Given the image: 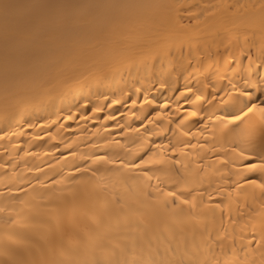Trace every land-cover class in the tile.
<instances>
[{
  "label": "snow or ice",
  "instance_id": "6c2138e0",
  "mask_svg": "<svg viewBox=\"0 0 264 264\" xmlns=\"http://www.w3.org/2000/svg\"><path fill=\"white\" fill-rule=\"evenodd\" d=\"M182 13L198 20L218 15L220 27L207 33L192 34L188 31L191 24L182 23ZM224 35L228 36L230 44L242 43V48L247 47L250 54L246 57L248 64L242 86L229 80V87L236 95L228 93L230 103L221 100L231 110L220 119V132L232 145V158L224 160L221 157L222 166L231 163L235 168V161H241V170L235 173L237 189L249 186L254 198L255 189L259 188L260 197L264 199V0L204 6L178 0H0V87L6 96L32 92L40 96L42 103H54L63 93L50 87L53 82L71 90L91 83L103 84L125 72L129 75L135 73L148 84L147 88L141 84L135 89L137 93L143 92L140 102L143 114L147 106L157 103L149 95L153 84L159 86L158 90L175 92L178 91L175 85L183 76L186 82L180 97L190 107L184 108L177 99L174 108L176 112L184 113L176 127L184 136H189L192 133L183 130L185 122L201 115L197 102L205 99L203 89L213 86L205 83L202 88L193 89L188 85L189 77L200 71L194 67L193 60L202 64L194 53L202 57L208 39L215 40ZM257 36L258 45L254 43ZM253 46L256 47L255 56L251 54ZM185 47L187 56L183 51ZM82 67L88 69L87 74L68 78L67 73ZM206 72L207 69L201 74ZM216 78L226 77L217 73ZM137 83H140L139 79ZM189 94L194 99L190 100ZM137 102L132 101L134 106ZM113 103L118 104L120 100H113ZM169 107L170 101L165 100L157 117L163 116ZM93 111L99 113L103 109L96 107ZM21 114L6 110L0 119L9 121ZM65 119L72 120L73 115L69 114ZM105 119L115 118L108 116ZM144 120L160 127L154 119L145 116ZM141 127L147 132L143 122ZM135 131L139 132V129ZM108 143L105 141L106 145ZM112 143L124 147L120 141ZM150 143L136 144L123 157L93 154L88 158L92 165H111L104 171L123 177L122 182L128 191L125 197L101 199L95 187H88L85 181L77 180L75 176L52 181L53 189L65 179L73 185L48 196L50 202L60 201L51 209L54 219H58L62 211H77L79 201L86 197L90 205L87 214L96 229L111 225L113 221L117 225L130 226L129 234L123 240L108 238L104 243H96L93 230L84 229L82 235L70 237L67 244L61 241L52 258H45L43 254L39 259L8 256L6 260H0V264H219V261L205 258L200 245L190 242L186 234V223L205 221L208 215L204 210L207 207L203 200L205 194L199 191L195 180L189 178L192 174L176 169L178 179L172 181V188L150 190H139L123 175L142 173L151 181L152 170L145 166L163 164L165 158L159 156L160 146L153 150ZM169 147L173 154L182 153L177 146ZM69 154L75 156L74 152ZM177 164L186 168L179 159L172 160L170 166L174 168ZM74 171L81 176L90 172L88 180L93 177L103 180L100 167L93 170L89 165L84 169L77 167ZM249 173L258 175L250 178ZM156 179L159 185V177ZM81 184H85L83 189L78 187ZM101 188L106 189L107 185L101 184ZM19 191L28 195L24 189ZM211 211L214 213L215 209ZM149 216L163 227L149 230L146 226ZM202 227V239L207 236L211 240L207 224L203 223ZM8 239L21 247L24 245L11 235Z\"/></svg>",
  "mask_w": 264,
  "mask_h": 264
},
{
  "label": "bare ground",
  "instance_id": "6f19581e",
  "mask_svg": "<svg viewBox=\"0 0 264 264\" xmlns=\"http://www.w3.org/2000/svg\"><path fill=\"white\" fill-rule=\"evenodd\" d=\"M178 2L204 6L237 2L243 4L251 0ZM182 15V23L191 24L192 27L188 31L195 35L220 27L218 15L199 20L190 18L187 13ZM254 43L259 44V36L255 38ZM202 50V57L194 53L202 60V64L193 60L194 67L200 71L194 72L187 83L193 89H200L205 83L213 86L203 89L205 99L197 102L196 107L201 115L185 122L183 130L191 132L192 135L189 136H184L176 127L184 113L176 112L174 108L177 99L184 108L190 107L184 104L183 98L180 97V91H183L186 82L183 76L175 85L178 89L175 92L158 90L159 86L153 84L149 95L157 103L147 106L143 114L140 106L143 92L137 93L135 89L141 84L147 88L148 84L143 81L142 76L138 77L135 73L129 75L125 72L123 75L112 77L106 83H91L90 86L71 90L53 82L50 87L63 93L54 103H42L40 96L32 92L6 96L0 87V116L6 110L22 113L9 121L0 119V137H3L0 138V209H4L0 211V253H7L0 255V260L18 255L25 259H39L41 254L45 258H52L61 241L67 244L70 237L82 235L84 229L93 230L96 243H104L108 238L123 240L129 234L130 226L123 223L117 225L113 221L111 225L96 229L87 214L90 205L86 197L79 201L77 211H62L58 219H54L51 209L60 201L50 202L48 196L53 191L67 190L73 185L65 179L53 189L52 181L75 176L77 180L85 181L88 187H95L101 199L125 197L128 191L127 185L122 182L123 177L104 171L105 168H111V165H92L88 158L93 154L123 157L128 155L127 150L134 149L136 144L150 141L153 150L160 146L159 156L165 158V163L145 166L152 170L151 181L143 177L142 173H124L128 182L134 183L139 190L172 188V181L178 179L176 169L192 174L189 178L194 179L199 191L205 194L203 200L207 207L204 210L208 215L205 221L193 220L185 224L189 241L200 245L202 254L209 261H219V264H245V261L247 264H261L264 260V199L260 197L259 188L255 189L254 198L253 190L249 186L243 185L241 189H237L234 183L237 179L235 173L241 170V161L236 160V166L233 168L231 163L223 167L221 160V157L224 160L232 158L229 138L222 136L220 132V119L231 109L222 104L221 100L229 102V92L236 95L229 87V80L242 86L249 49L242 48V43L230 44L228 36L224 35L215 40L209 38L208 47ZM183 51L187 56V47ZM251 54L256 55L255 46L251 48ZM205 69L206 79L205 75L201 74ZM87 71V68L82 67L67 73V76L71 79L80 74H87ZM217 73L226 78L217 79ZM138 79L140 83H137ZM117 99L120 103L114 104L113 100ZM189 99H194V96L189 94ZM133 100L138 101L135 106ZM165 100L170 101V107L163 116L157 117ZM96 107L102 108L103 111L94 112ZM69 114L73 115L72 120L65 119ZM108 116L115 119H105ZM145 116L154 119L160 127L148 124L144 120ZM142 122L147 132L145 127H141ZM135 129H139V132ZM105 141L109 143L106 145ZM112 141H120V145L124 147ZM169 145L177 146L182 153L178 151L173 154ZM70 152H74L75 156L70 155ZM177 159L181 160L186 168H181L180 164L171 167V161ZM89 165L93 170L96 167L101 168L102 181L95 177L88 180L90 172L81 176L74 171L77 167L84 169ZM248 175L250 178H256L258 174ZM157 177L160 180L159 185ZM240 183L243 184V181ZM101 184H106L107 188L102 189ZM78 187L83 189L85 184ZM20 189L26 190L28 195L25 196ZM216 205L220 207L216 208ZM211 209H215V212ZM13 220L17 222L13 223ZM203 223H206L211 231V240H208L207 236L202 239ZM146 226L152 230L163 227V224L149 216ZM10 235L15 240L23 241V247L10 241Z\"/></svg>",
  "mask_w": 264,
  "mask_h": 264
}]
</instances>
